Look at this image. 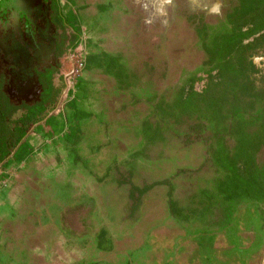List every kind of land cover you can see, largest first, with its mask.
<instances>
[{"label":"rangeland","instance_id":"obj_1","mask_svg":"<svg viewBox=\"0 0 264 264\" xmlns=\"http://www.w3.org/2000/svg\"><path fill=\"white\" fill-rule=\"evenodd\" d=\"M15 1L10 14H39L38 0ZM116 5L89 11L79 36L58 28L56 98L47 112L53 130L30 134L19 157L0 168V235L14 241L0 250V263L31 262L38 233L72 231L74 247H87L90 259L95 249L100 260L119 247L145 249L152 228L168 229L173 252L202 258L228 242L260 241L264 130L251 115L264 98L238 85L246 58L264 88V0H125L114 15ZM41 21L55 40L52 19ZM17 22L0 25L10 43L18 44ZM80 36L85 69L71 86L69 54ZM197 122L217 124L226 136L207 152L183 143ZM151 184L130 198L131 185Z\"/></svg>","mask_w":264,"mask_h":264},{"label":"crops","instance_id":"obj_2","mask_svg":"<svg viewBox=\"0 0 264 264\" xmlns=\"http://www.w3.org/2000/svg\"><path fill=\"white\" fill-rule=\"evenodd\" d=\"M124 1L125 0H38V6L36 9L40 10L38 19L41 20L44 17L48 18L49 16L53 19L52 21L56 27V29L54 28V32L57 34L55 41L59 43L60 46V41L62 42L63 39L61 37V31L58 29L59 26L61 28L65 27V34L70 33L74 36H79L78 27L82 29L84 25L89 24V22L86 21V15L89 11L93 12L103 10L106 9L107 3H117L113 10V14H119L120 10L122 11V9L125 8L122 6ZM128 1L129 3L138 2V0ZM134 7L135 6L133 5L134 12H137V9ZM47 10H49V13L51 11L49 15ZM142 11V14L145 15L144 10ZM61 17H64L65 19L67 18L69 21L65 24ZM115 21L116 20L113 19L110 23L112 24ZM137 21L138 20L136 19L134 25L138 23ZM148 21L149 19H146L144 24ZM40 27H42V25ZM81 51L84 54V66H82L83 69L81 68L83 71L85 69L86 55L84 36L79 37L76 49L72 53L70 61L77 58L81 59L83 63ZM15 55L14 65L18 66L21 58L16 52ZM37 56L39 57V54ZM43 58H45V56ZM8 68L12 69L11 67ZM80 70H76L72 68V66L70 67L68 76L71 80V86L73 85L72 80L77 78L82 73ZM27 88L28 87L24 84L21 88L11 89L10 84H8V87H6L4 91L13 103H25L31 105L37 100V92L34 93L31 89L27 92ZM46 116L52 118L53 114L48 113ZM40 124H42V122ZM36 130L37 128L33 129L30 134ZM21 151H23V149ZM0 168L5 169L3 167ZM134 230L132 234L136 235L137 231L135 232ZM167 231V228L162 227L144 231L146 235V242L144 244V247H146L145 249L143 248L138 250L135 248L126 252L125 250L122 251L119 247V249L112 254V259L110 260L108 257H104L100 260L101 253L99 251H95V249L93 250V253L96 255H92L93 257L90 259V250H88L87 247H74L72 231L69 233L64 232V235H61L60 233L59 236L57 233L53 232H50L48 236H46V234L41 235L38 233V240L33 242V247L36 249L34 251L36 257L33 258L32 255L31 262L24 261L22 263H18L17 261H9L7 263L1 262L0 264H264V228H258V232L261 237L260 241H257L256 243H243L238 245V243L228 242L223 246L213 248L212 250H214V252L212 251V253L209 250L203 258L188 256L182 251L179 252V248L175 249L176 251L173 252L169 243L165 241L167 240ZM4 237V233L0 235V250L4 248L13 249V247H11V243H14V241H10L6 239V237L5 240ZM163 239L165 242L162 241ZM12 245L14 246V244ZM30 248L32 247L30 246Z\"/></svg>","mask_w":264,"mask_h":264},{"label":"trees","instance_id":"obj_3","mask_svg":"<svg viewBox=\"0 0 264 264\" xmlns=\"http://www.w3.org/2000/svg\"><path fill=\"white\" fill-rule=\"evenodd\" d=\"M264 25V24H263ZM240 39V38H239ZM241 79L238 87L247 94L251 99H263L264 88L257 86V77L254 66L251 61L242 58L239 61ZM41 92L39 102L32 106L11 104L7 96L2 91V82L0 80V167L5 168L10 160L17 159L22 149H25L28 144L26 139L28 135L37 128L44 133L52 132V118L46 116V110L52 105L56 91L50 83L49 72H46L40 77ZM22 110V114L17 117V112ZM239 109H234L231 112L232 118H235L239 113ZM241 111V110H240ZM243 113V112H242ZM254 121L260 120V127L264 130V108L259 111ZM42 122V124H40ZM226 136L225 132L220 130L219 125L208 126L206 123L197 122L188 125L186 131L180 136L183 143L198 142L205 146L207 152L209 142L211 140L221 141ZM191 171V170H190ZM185 172L178 170L177 173ZM168 180L156 184H166ZM155 185V184H154ZM153 184L143 188L131 185L129 196L136 193L140 197Z\"/></svg>","mask_w":264,"mask_h":264},{"label":"flooded vegetation","instance_id":"obj_4","mask_svg":"<svg viewBox=\"0 0 264 264\" xmlns=\"http://www.w3.org/2000/svg\"><path fill=\"white\" fill-rule=\"evenodd\" d=\"M12 2L13 3L11 7H13V5L16 6V1L12 0ZM11 7L0 11V25H5L12 19L18 20L17 23H19L18 27L20 29V33H18L19 35L17 36V38H19L17 40L18 44L10 43L11 38L9 37L8 33H0V72L3 71L0 73V80L2 84L7 81V83L10 84L11 89L21 88V86L25 84L28 87L26 89L27 92H29V89H31V91L34 93L37 92V100L31 105L25 103H13L3 90V86L2 91L7 96L11 104L15 106H32L39 102L41 92L40 77L46 72H49L50 83L56 91L53 81L54 65L51 64V60L53 56H56V54L58 53V49L61 48V46H59V43H57L55 40L50 39L43 34V24L42 21L38 19L39 14L32 15V11L27 13L25 9H19L20 11H16V14H10L9 10L11 9ZM51 19V16H49V20ZM41 25L42 27H40ZM15 52L21 58L18 66L14 65L16 56ZM72 53L73 52H71V54L69 55V59H71ZM38 54L39 57L37 56ZM42 56H45V58H43ZM82 56L84 66L83 52ZM8 67H11L12 69ZM82 69L80 71H82ZM34 87L35 89L33 90ZM55 98L56 94L54 99ZM48 109L46 110V114L48 112ZM22 112V110L18 111L17 117H19Z\"/></svg>","mask_w":264,"mask_h":264},{"label":"bare ground","instance_id":"obj_5","mask_svg":"<svg viewBox=\"0 0 264 264\" xmlns=\"http://www.w3.org/2000/svg\"><path fill=\"white\" fill-rule=\"evenodd\" d=\"M71 66H72V68H74L76 70H80L83 66V63H82L81 59L75 58V59L71 60Z\"/></svg>","mask_w":264,"mask_h":264},{"label":"water","instance_id":"obj_6","mask_svg":"<svg viewBox=\"0 0 264 264\" xmlns=\"http://www.w3.org/2000/svg\"><path fill=\"white\" fill-rule=\"evenodd\" d=\"M10 4V0H0V9L8 7L10 6Z\"/></svg>","mask_w":264,"mask_h":264}]
</instances>
